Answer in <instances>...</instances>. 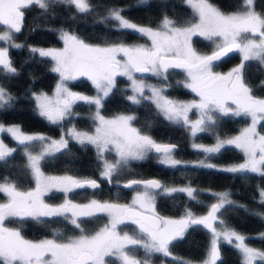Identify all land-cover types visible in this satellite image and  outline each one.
Here are the masks:
<instances>
[{
  "label": "snow or ice",
  "instance_id": "obj_1",
  "mask_svg": "<svg viewBox=\"0 0 264 264\" xmlns=\"http://www.w3.org/2000/svg\"><path fill=\"white\" fill-rule=\"evenodd\" d=\"M144 3L146 0H141V4ZM186 3L197 18L195 21L186 22V26L177 25L165 16L161 25L153 29L131 22L121 14L122 9L110 11L105 20L115 21L114 26L118 30H132L140 37H147L151 41L150 45H126L122 41L105 43L103 46L90 45L75 34L60 30V39L64 42L63 49L45 50L30 47L31 53H38L40 57H50L55 61L52 71L59 73L60 77L54 97L46 93H32L40 116L52 124H59L74 115L72 105L75 101L95 105L96 111L92 116L94 121H98L95 134L72 129L67 135L81 145H95L98 158H102L105 150L116 152L118 159L114 163H109L107 159L103 161L101 176L108 180H112L114 176L118 177L119 172L130 160H143L149 152L157 154V161L161 165L176 167L182 163L174 157L175 145L156 142L133 127L131 122L135 119L134 115L120 114L106 119L100 114L104 100L117 86V76H125L131 82L133 94L128 95L127 99L132 104L139 105L142 98H147L144 97V89L149 88L152 102L159 114L171 122L190 125L192 137L198 132L215 135L218 117L213 115L214 112L224 116L232 113L235 116L250 117L251 125L235 137L222 139L217 135V142L211 147L193 143V148L205 153V158L196 166L216 167L208 162L212 154L219 153L225 146H234L245 154L246 161L224 168L223 171L264 175V135H260L256 130L258 122L264 120V98H257L252 94L243 75L246 61L257 60L264 66V14L254 10V0H243V4L236 11L228 14L220 11L209 0H186ZM50 4L74 5L80 13H86L90 9L87 0H0V25L6 26L0 33V42L8 45L0 47V75H19V70L9 57V47H24L15 43V33L22 30L25 10L38 6L47 11ZM194 36L211 41L215 46L212 53L197 52L193 46ZM233 51L242 54V63L226 74L214 72V62L222 60ZM169 69H182L186 72L188 82L183 86L194 92L199 101L169 99L162 94V88L146 85L143 78L138 79L135 76V73H151L167 80ZM80 76H86L92 82L97 91L95 96L75 93L69 89L66 82ZM13 99L11 93L0 86V109L11 107ZM228 101L236 106L235 109ZM192 109L200 113L199 119L195 121L189 120L188 113ZM0 133H8L20 145L36 140L45 141L43 136L24 134L19 126L5 127L0 124ZM67 146L68 140L62 138L59 142L52 141L42 147L39 154L28 153L31 173L36 179L35 191H21L15 183L7 179L0 182V193L7 197V202L0 203V264H153L154 254H160L164 258L172 256L176 260L170 245L176 238L183 237L190 225H203L211 232L210 246L203 264H217L221 238L238 249L241 264H256L258 260L264 262V252L247 246L245 236L231 229L226 222L221 220L219 228L214 226L213 222L217 220L220 209L225 204L234 203L227 193L218 194V202L211 205L206 216L197 217L190 210H186L185 216L180 220L158 216L155 213L156 196L184 192L189 198L196 199V190L191 186L169 188L155 179H133L124 184V187L132 188L135 192L133 205H139L149 214L138 211L134 206L100 202L95 199L86 205L68 201L58 207L49 206L41 197L52 187L64 192L73 188L100 187L95 179L44 176L41 171V161L44 157L50 155L53 149L59 150ZM13 151L15 149L8 148L0 139V160H4ZM141 185L142 187H134ZM258 202L264 205V188L259 191ZM67 213H71V217L66 215ZM101 213L106 214L109 220L97 229L86 228L88 221L78 219L98 217ZM258 215L264 219V214ZM26 217L39 223H46L41 217H63L74 226L78 234L63 237L59 229H56L54 236L59 239L34 242L25 239L19 229L5 226L6 220L15 222ZM128 222L137 225L139 232L133 231L130 234L127 229L120 227ZM140 249L144 252L143 258L137 256ZM107 257H115V260H108ZM178 264L194 262L179 259Z\"/></svg>",
  "mask_w": 264,
  "mask_h": 264
},
{
  "label": "trees",
  "instance_id": "obj_2",
  "mask_svg": "<svg viewBox=\"0 0 264 264\" xmlns=\"http://www.w3.org/2000/svg\"><path fill=\"white\" fill-rule=\"evenodd\" d=\"M185 0H87L90 9L86 13L78 12L70 4H50L47 11L38 6L25 10V16L20 33H15V43L24 45L22 48L9 47V57L14 66L19 70V75L6 77L0 75V86L4 87L13 96L11 107L0 109V124L19 126L23 133H39L44 136L57 138L61 131L73 126L80 130H90L92 121L89 117L93 106L85 102H76L72 106L77 117H68L59 124H52L42 118L36 109L32 93L50 92L57 80L56 74L51 70L52 61L47 57H40L31 53L29 47H58L61 42L58 31L64 30L75 34L90 45L103 46L105 43L122 41L126 45H144L145 37H140L130 30H118L115 21L109 17L110 11L122 9V15L141 25L156 27L167 16L177 25L186 26V22L195 21L192 9L184 3ZM211 4L224 13L236 11L242 0H209ZM253 8L257 13L264 14V0H254ZM123 33V34H122ZM193 46L199 53H208L211 42L200 37H193ZM1 47V46H0ZM237 54L231 52L214 68L219 71L237 63ZM243 69L244 80L252 90V94L264 98V68L258 62L246 61ZM170 87L164 93L176 99H189L193 95L181 86L180 73L175 72L174 77L169 76ZM117 86L104 100L100 113L104 116L116 114H131L135 119L131 122L141 133L162 142L175 143L174 157L182 161L176 167L161 165L156 160L155 154H148L143 160L129 161L121 170L118 177L114 176L110 183L100 178L101 169L97 153L90 144L81 145L72 140L68 146L57 152L46 155L41 161V171L44 174L62 175L96 179L100 183L97 189L74 190L71 199L76 203L85 202L91 198L107 200L110 202H125L128 191L118 184L129 180H142L153 178L163 186L186 187L191 186L196 190V199H191L184 192L172 195H157L155 198V211L163 216L177 217L190 210L194 215L204 216L213 203L218 199L214 193H227L234 203L225 204L217 213V219L223 220L239 234L246 238L247 246L264 252V219L258 214H264V205L257 199L258 192L264 188V175L259 173H233L218 169L219 167L232 166L243 160L241 152L232 147L225 146L219 153L212 154L208 161L216 167H199L192 162L201 161L205 154L193 149L191 145H209L215 137H226L234 134L246 124L245 117H218L215 125V135L212 133L198 134L192 137L189 130L181 125L166 121L145 99L139 105H134L127 99L129 90L126 80L116 77ZM168 82V81H167ZM169 83V82H168ZM70 90L83 95H94L91 83L85 77H79L68 83ZM257 130L264 133V120L257 125ZM0 139L15 149L11 155L0 160V182L5 179L16 184L19 190L33 191L35 181L26 165L23 153L27 148L35 153L41 147V142L36 140L20 145L9 134L0 133ZM192 143V144H191ZM113 158V156H112ZM60 199L57 194L46 196V200L56 202ZM241 205L243 207H241ZM221 213L223 214L221 216ZM85 220V219H84ZM105 218H89L85 225L88 229L104 223ZM39 223L31 218L11 223L19 229L24 238L39 239L54 235V230L64 232L71 236L78 231L66 225L61 218H50ZM131 234L137 232L134 227H126ZM210 232L198 225H190L183 237L172 241L170 248L176 258L190 261H201L206 254ZM220 258L217 264H241L238 249L227 242L220 241ZM137 256L143 258L144 252L138 250ZM153 264H178L172 256L167 258L160 254L153 255ZM259 262V261H258ZM262 264V263H258Z\"/></svg>",
  "mask_w": 264,
  "mask_h": 264
},
{
  "label": "rangeland",
  "instance_id": "obj_3",
  "mask_svg": "<svg viewBox=\"0 0 264 264\" xmlns=\"http://www.w3.org/2000/svg\"><path fill=\"white\" fill-rule=\"evenodd\" d=\"M184 3L186 4V5H188L187 3H186V0L184 1ZM242 4H243V0H242ZM74 8H75V6L74 5H72ZM189 6V5H188ZM190 7V6H189ZM76 9V8H75ZM232 13V12H231ZM225 14H228V13H225ZM197 19V18H196ZM131 21V20H130ZM163 20H161L160 21V23L158 24V26H160L161 25V22H162ZM131 22H133V21H131ZM133 23H135V22H133ZM137 25H141V24H138V23H136ZM141 26H145V27H151V26H147V25H141ZM158 26H156V27H151V28H153V29H155V28H157ZM5 28H6V26H3V25H0V33H2L4 30H5ZM130 31H132V30H130ZM58 37H59V39H60V35H59V31H58ZM194 37H199V36H194ZM200 38H203V37H200ZM145 39H146V42L144 43V44H147V45H150V43H151V41L150 40H148V38L147 37H145ZM216 39H219V38H216ZM257 39H258V37H257ZM60 42H61V44H60V46H58V47H35V48H38V49H45V50H47V49H58V50H60V49H63V47H64V42H63V40L62 39H60ZM211 42V41H210ZM0 46L1 47H8V45L6 44V43H4V42H0ZM30 47H34V46H30ZM30 47H29V49H30ZM215 46L212 44V42H211V47H210V51L208 52V53H201V54H209V53H211L212 51H213V48H214ZM234 53H236L237 54V63L236 64H233V65H231V66H229L227 69H224V70H221V71H217V73H221V74H226V73H228L229 71H231L233 68H235V67H237V66H239L241 63H242V54L239 52V51H233ZM37 55H39L38 53H36ZM47 58H49L50 60H51V58L50 57H47ZM118 58H120V57H118ZM52 61V66H51V70H52V68L55 66V61H53V60H51ZM253 61H256V62H258L257 60H253ZM259 63V62H258ZM263 68H264V66H262ZM54 72V71H53ZM55 74H56V76H57V80H56V83H55V85H54V87H53V89L50 91V92H38V93H36V94H40V93H46L47 95H49L50 97H54L55 96V89H56V86H57V84H58V82H59V79H60V77H59V73H57V72H54ZM135 76L138 78V79H140V78H143V80H144V83L146 84V85H153V86H156V87H158V88H162V94L164 95V96H166L165 95V93H164V91L165 90H167V89H169V85H170V80H169V78L167 79V80H163V79H161V78H158V77H156V76H153L151 73H143V74H141V73H135ZM169 76H173L174 77V73L172 74H170L169 75V72H168V77ZM183 76L184 77H182L183 78V80H181L180 81V83H181V86L182 87H184L183 85L186 83V82H188V77H187V74H186V72H183ZM80 77H85L90 83H91V85L93 86V88H94V91H95V93H94V95H91V96H95L96 94H97V91H96V89H95V87H94V85L92 84V82L86 77V76H80ZM117 77H122L124 80H126V85H127V88H128V90H129V95H132L133 93H132V88H131V82L127 79V77H125V76H117ZM77 78H79V77H77ZM76 78V79H77ZM72 81V80H71ZM169 83H168V82ZM70 81H67L66 83H67V85H68V83H69ZM261 83H263L264 84V79L261 81ZM185 88V87H184ZM185 89H187L192 95H193V97L192 98H189V99H176V98H172V97H168V96H166L167 98H169V99H172V100H178V101H183V102H191V101H193V100H195V101H199V97L198 96H196V94L194 93V92H192L190 89H188V88H185ZM72 91V90H71ZM72 92H74V91H72ZM75 93H78V92H75ZM79 94H81V93H79ZM144 97H147V98H142V99H145L146 101H149L154 107H155V109L157 110V112L159 113V111H158V109L156 108V105L152 102V99H151V97H152V93H151V91L149 90V88H147V87H145V89H144ZM257 97V96H256ZM32 98H33V96H32ZM257 98H263V97H257ZM33 100H34V98H33ZM34 102H35V100H34ZM76 102H83V101H75L74 103H73V105L76 103ZM228 104L233 108V109H235V105L234 104H232V102L231 101H228ZM72 105V106H73ZM93 106V110L91 111V113H90V115L89 116H91V118H92V116L95 114V111H96V108H95V105H92ZM37 112H38V110H37ZM38 114H39V112H38ZM101 114V113H100ZM120 114H123V113H120ZM120 114H116V115H113V116H104L106 119H111V118H114V117H116V116H118V115H120ZM76 114H74L73 116H75ZM124 115H131V114H124ZM161 115V114H160ZM213 115L214 116H216V117H245L246 119H247V122H246V124L245 125H243L242 127H240L239 128V130L237 131V132H235L234 134H231L230 136H226V137H220V138H231V137H235V136H237V135H239L242 131H243V129H245V128H247V127H249L250 125H251V118L250 117H248V116H244V115H241V116H235V115H233L232 113H229L227 116H224L223 114H221V113H218V112H214L213 113ZM163 118H164V116L163 115H161ZM188 116H189V120L190 121H195V120H197V119H199V117H200V113L196 110V109H192L191 111H189V113H188ZM42 117V116H41ZM42 118H44V117H42ZM45 119V118H44ZM165 119V118H164ZM46 120V119H45ZM92 120V123H93V125H92V129H90L89 131H87V130H80V129H76V128H74L73 126H69L66 130H64V131H61L60 132V135H59V137H57V138H52V137H48V136H44V135H42V134H39V133H24V134H27V135H34V136H43L44 138H45V141L44 142H41V147H40V149L38 150V152H35V153H32V152H30L27 148V151H25V149H24V151H23V153H24V155H25V158H26V165H27V167L29 168V171H30V173H31V169H30V163H29V161H28V153L30 152L31 154H33V155H36V154H39L40 152H41V150H42V147H45V146H47V145H49V144H51V142L52 141H57V142H59L62 138H64V139H66V140H72V141H75V142H77V143H79L78 141H76L75 139H73L71 136H69V135H67V133L70 131V130H72V129H75L76 131H79V132H82V133H88V134H95V128H96V125H97V123H98V121H94L93 119H91ZM168 122H170V123H172V124H177V125H181V126H183V127H185L186 129H188L189 130V132H190V125H184L182 122H180V123H174V122H171V121H169V120H167ZM260 121H262V120H260ZM259 121V122H260ZM49 122V121H48ZM258 122V123H259ZM5 127H9V126H16V125H6V124H3ZM258 125V124H257ZM256 130H257V126H256ZM257 132L260 134V135H264V133H260L258 130H257ZM6 134H8V133H6ZM39 141V140H38ZM216 137H215V139H214V142L213 143H211V144H209V145H204V144H199V145H203V146H205V147H211V146H214L215 144H216ZM5 144V143H4ZM88 144H90V143H88ZM6 145V144H5ZM91 146H93L94 147V149H95V151H96V153H97V158H98V150H97V148L95 147V145H93V144H90ZM8 148H10V149H12L11 147H9L8 145H6ZM109 147H111V146H109ZM191 147L193 148V146L191 145ZM232 147H234V146H232ZM63 147H61L60 149H62ZM235 148V147H234ZM59 149V150H60ZM193 149H195V148H193ZM237 149V148H236ZM197 150V149H196ZM240 152H241V154L243 155V160L241 161V162H239V163H236V164H234V165H232V166H235V165H239V164H242V163H245V161H246V157H245V154L240 150V149H238ZM58 150H55V149H53V151H52V153L51 154H53V153H55V152H57ZM153 152H149L148 154H152ZM147 154V155H148ZM154 154V153H153ZM205 154V153H204ZM112 156H113V158H112ZM156 157H157V154H156ZM104 159H107L108 160V162L109 163H114L115 162V160L116 159H118V156H117V154H116V152L114 151V150H112V151H107V150H105L103 153H102V158H98V160H99V162H100V165H101V171H102V168H103V161H104ZM156 160H157V158H156ZM130 161H134V160H130ZM198 163H199V161H196V162H192V164H195V165H198ZM228 167H230V166H228ZM225 167H219L218 169H220V170H222V169H224ZM122 171H120L119 172V174L121 173ZM31 175H32V177H33V180L35 181V187H34V190L33 191H35V189H36V179H35V177H34V175L31 173ZM44 176L45 177H71V176H68V175H45L44 174ZM73 178V177H72ZM100 178H102V179H105V180H108V179H106V178H104V177H102V176H100ZM74 179H76V178H74ZM79 180V179H78ZM110 181V180H109ZM137 187H142V186H137ZM166 187H169V186H166ZM169 188H172V187H169ZM175 188H183V187H175ZM51 190H59V191H62V190H60V189H58V188H56V187H52V188H50L49 189V191L48 192H46L45 194H47V193H49ZM160 190H156V192H159ZM64 192V191H63ZM44 194V195H45ZM218 194H220V193H214V196L218 199ZM4 195V194H3ZM5 196V195H4ZM134 196H135V192L134 191H132V194H131V196H130V199L128 200V202L126 203V204H128V205H132V206H136V207H138V208H140L139 207V205H133V200H134ZM7 198V197H6ZM257 199L259 200V192H258V197H257ZM92 201V200H91ZM91 201H88V202H86L85 204H83V205H86V204H88V203H90ZM6 202V201H5ZM141 209V208H140ZM142 210H144V209H142ZM145 211V210H144ZM185 214H186V211H184V213H182L181 215H179V216H177V217H170V216H160V217H164V218H167V219H172V220H180L181 218H183L184 216H185ZM195 216H197V217H202V216H198V215H195ZM108 220H109V218H108ZM213 224H214V226H216L217 228H219V224H220V220L219 219H217L216 221H214L213 222ZM134 228H135V230L137 231V232H139V228H138V226L137 225H134ZM186 231V230H185ZM264 234V233H263ZM179 238V237H178ZM177 239V238H176ZM210 240H211V232H210ZM210 240H209V243H208V247H207V251H208V249H209V246H210ZM221 241H223V239L221 238ZM234 243H235V241H234ZM207 251H206V254H205V257L201 260V261H192V262H194V264H203V261L207 258ZM179 259H181V258H177L176 260H179ZM112 260H115V258H112ZM184 260V259H183ZM259 261V260H258ZM256 262V264H258L259 262L260 263H262V264H264V262H261V261H259V262ZM117 264H118V262H117ZM157 264H163L162 262L161 263H157Z\"/></svg>",
  "mask_w": 264,
  "mask_h": 264
},
{
  "label": "flooded vegetation",
  "instance_id": "obj_4",
  "mask_svg": "<svg viewBox=\"0 0 264 264\" xmlns=\"http://www.w3.org/2000/svg\"><path fill=\"white\" fill-rule=\"evenodd\" d=\"M225 59V57L222 59V60H224ZM222 60H220V61H216V62H214V64L215 65H218L219 63H221L222 62ZM227 69V68H226ZM214 70V72H217V71H219L218 69H213ZM169 75L172 73H175V72H177V73H180V75H181V78L182 77H184L183 76V72H185L184 70H182V69H169ZM181 80H183V78L181 79ZM102 115V114H101ZM78 115L76 114L75 116H73V117H77ZM104 116V115H103ZM90 117V119H92L91 118V116H89ZM166 120V119H165ZM92 121V120H91ZM167 121V120H166ZM92 125H93V123H92ZM92 125H91V129H92ZM177 125V124H176ZM134 127V126H133ZM87 131H89V130H87ZM204 133H207V132H203V133H201V132H198L196 135H198V134H204ZM151 137V136H150ZM153 140H155L153 137H151ZM156 142H159V143H162V144H175V143H170V142H162V141H158V140H155ZM75 142V141H74ZM213 142H214V140H213ZM212 142V143H213ZM77 143V142H76ZM85 144H88V143H85ZM192 144V143H191ZM209 144H211V143H209ZM176 148V147H175ZM155 154V156H156V153H154ZM44 174V173H43ZM45 175H50V174H45ZM62 175H67V174H62ZM68 176H71V175H68ZM99 176H101V170H100V172H99ZM71 177H73V178H76V179H79V180H88L89 178H83V177H74V176H71ZM96 180V179H95ZM97 181V180H96ZM107 181V183H110V181L109 180H106ZM98 182V181H97ZM124 183V182H123ZM98 184L100 185V183L98 182ZM121 182L118 184L120 187H122L121 186ZM142 186V185H141ZM134 187H137V186H134ZM123 188V187H122ZM87 189H91V188H87ZM124 189V188H123ZM74 190H85V189H76V188H73L71 191H69V192H63V191H59V190H51L49 193H47V194H45V195H43L42 197H41V199L43 200V202L44 203H46V204H48L49 206H51V207H58V206H60V205H63V204H65L66 202H68V201H70L71 203H73V204H77V205H83V204H85L86 202H88V201H91V200H93L94 198H91V199H89V200H87V201H85V202H82V203H76L75 201H73L72 199H71V193L74 191ZM124 190H126V191H128V199L125 201V202H110V201H107V200H100V199H95V200H97V201H100V202H110V203H118V204H122V205H128V204H126L127 202H128V200L130 199V196H131V194H132V191H133V189L132 188H129V189H124ZM22 191V190H21ZM153 191H156V190H153ZM51 194H58L59 196H60V199L59 200H57L56 202H50V201H48V200H46V196H48V195H51ZM5 201L7 202V198H6V196H4L2 193H0V203H5ZM129 206H132V205H129ZM134 207H136V206H134ZM138 210H140V211H142V212H145L144 210H142V209H140V208H138V207H136ZM145 213H147V212H145ZM155 213L158 215V216H162L161 214H159V213H157L156 211H155ZM66 215H68L69 217H71V213H67ZM99 217H103V218H105V220H104V223H102L101 225H99V226H96L94 229H97L98 227H103L104 226V224H106V223H108V216L106 215V214H98V217H95V218H99ZM26 218H30V217H26ZM26 218H24V219H26ZM59 218H61L64 222H65V224L68 226V225H70V226H72L73 228H74V226L73 225H71L70 224V222H68V221H65L64 219H63V217H59ZM23 219V220H24ZM32 219V218H31ZM42 221L43 220H47V219H50L49 217H41L40 218ZM78 219H81V220H86V219H89V218H85V217H79ZM19 221H22V220H17L16 222H19ZM11 223H12V221H5V226H7V227H12V228H15V227H13V226H11ZM130 226H132V227H134V224H132L131 222H128V223H126L125 225H121L120 227L121 228H125L126 229V227H130ZM54 233V232H53ZM60 233L62 234V236L63 237H68V235H66L64 232H62V231H60ZM78 234V233H77ZM72 236V235H71ZM53 238H57V239H59V237H55L54 235H52V236H47V237H42V238H39V239H28V240H31V241H34V242H38V241H41V240H44V239H53ZM25 239H27V238H25ZM46 258H48V257H46ZM112 258H115V257H107L106 259H108V260H112Z\"/></svg>",
  "mask_w": 264,
  "mask_h": 264
},
{
  "label": "water",
  "instance_id": "obj_5",
  "mask_svg": "<svg viewBox=\"0 0 264 264\" xmlns=\"http://www.w3.org/2000/svg\"><path fill=\"white\" fill-rule=\"evenodd\" d=\"M212 53V52H211ZM211 53H209V54H211ZM231 53V52H230ZM171 145H173V144H171ZM153 178H147V179H142V180H152ZM130 181V180H129ZM128 182V181H127ZM98 183V182H97ZM126 183V182H125ZM125 183H122L121 184V186L124 188V189H129V188H126V187H124V184ZM87 188H89V187H85V188H76V189H87ZM210 208H211V206H210ZM210 208H209V210H208V212L210 211ZM138 210V209H137ZM138 211H140V210H138ZM142 212V211H141ZM208 212L204 215V216H206L207 214H208ZM145 214H149V213H145ZM198 226H201L202 228H204L206 231H208V232H210V230L209 229H207V228H205L203 225H198Z\"/></svg>",
  "mask_w": 264,
  "mask_h": 264
}]
</instances>
